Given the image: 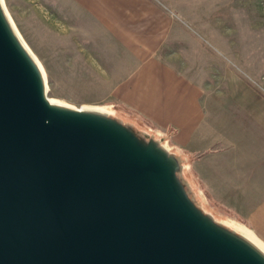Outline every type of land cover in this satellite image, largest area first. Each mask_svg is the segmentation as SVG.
<instances>
[{"label":"water","instance_id":"95a60500","mask_svg":"<svg viewBox=\"0 0 264 264\" xmlns=\"http://www.w3.org/2000/svg\"><path fill=\"white\" fill-rule=\"evenodd\" d=\"M7 15L0 0V264H264L195 203L160 140L50 103Z\"/></svg>","mask_w":264,"mask_h":264},{"label":"rangeland","instance_id":"374dc122","mask_svg":"<svg viewBox=\"0 0 264 264\" xmlns=\"http://www.w3.org/2000/svg\"><path fill=\"white\" fill-rule=\"evenodd\" d=\"M3 4L43 70L49 98L75 108L107 109L132 125L131 114L112 96L111 87L122 77L112 37L118 31L115 12L102 13L98 3L90 10L78 0ZM124 7L119 16L128 21L130 46L135 40L147 44L146 39L156 44L162 61L199 86L214 134L225 147L258 161L262 155L264 170V0H129ZM103 17L112 22L109 28L98 20ZM132 126L169 149L159 133ZM191 162L183 161L180 174L195 203L216 222L246 228L264 243V171L246 182L244 194L215 197Z\"/></svg>","mask_w":264,"mask_h":264},{"label":"crops","instance_id":"0c3cea01","mask_svg":"<svg viewBox=\"0 0 264 264\" xmlns=\"http://www.w3.org/2000/svg\"><path fill=\"white\" fill-rule=\"evenodd\" d=\"M78 1L89 5L87 9L92 10L90 5L98 3L102 5L101 9L98 7L102 13L117 14L118 31L112 37L117 41L116 66L122 70V77L111 88L113 101L131 114L129 122L159 133L182 162L192 161L195 173L213 196L244 194L246 182L255 179L257 172L263 173V156L258 161L240 155L241 150L225 147L222 138L214 134L210 109L199 86L162 61L156 44L146 39L148 45L135 40L136 46H130L128 21L119 16L125 12L124 4L129 0ZM98 20L106 28L112 24L106 17ZM196 155L197 159L191 158Z\"/></svg>","mask_w":264,"mask_h":264},{"label":"bare ground","instance_id":"6f19581e","mask_svg":"<svg viewBox=\"0 0 264 264\" xmlns=\"http://www.w3.org/2000/svg\"><path fill=\"white\" fill-rule=\"evenodd\" d=\"M9 19H10V17H9ZM10 21H11V19H10ZM38 64H39V62H38ZM38 66H40V64ZM40 68H41V66H40ZM41 70H42V68H41ZM42 72H43V70H42ZM49 101H50V103H53V104H59V105H64V106L72 107V106L67 105L65 103H60L59 101L53 100L51 98H49ZM77 109H81V108H77ZM99 111L105 112V113H109V111L107 109H103V108H99ZM229 224H230V222H229ZM226 226L229 227L228 225H226ZM229 228L232 229V230H234L235 232H237V234H240L245 239H247L249 242H251L253 244V246H255L257 249H259L264 254V243L256 236V234H253L252 231H250V230H248L246 228H243L242 229L241 227L240 228H237V227H229Z\"/></svg>","mask_w":264,"mask_h":264}]
</instances>
